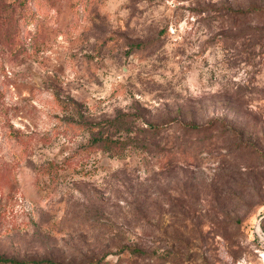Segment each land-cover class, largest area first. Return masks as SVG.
<instances>
[{"label": "rangeland", "instance_id": "obj_1", "mask_svg": "<svg viewBox=\"0 0 264 264\" xmlns=\"http://www.w3.org/2000/svg\"><path fill=\"white\" fill-rule=\"evenodd\" d=\"M254 230L264 0H0V257L264 264Z\"/></svg>", "mask_w": 264, "mask_h": 264}, {"label": "trees", "instance_id": "obj_2", "mask_svg": "<svg viewBox=\"0 0 264 264\" xmlns=\"http://www.w3.org/2000/svg\"><path fill=\"white\" fill-rule=\"evenodd\" d=\"M26 12L24 13V16H23L25 21L27 20V17H28V14ZM121 118H128V117L123 115V116H121ZM108 122L111 125H113V124H115L116 119L109 120ZM81 125L85 126V128L88 130H92V132H94V130H96L100 127V125H98V124H91V123L90 124L84 123ZM72 126H79V125L72 124ZM146 127H147L146 134H149L150 136L155 135L156 133H158L160 130L163 129L159 126H155L152 124H147ZM181 129L184 132L193 133L194 131L201 129V127H199L197 125H193V124H185V125L181 126ZM100 133L101 132L95 134V136H97V137H95L93 139L92 143L100 145L99 148L101 149L102 152L109 154V155H113V156H120L127 149L126 141H119L117 139L113 140L109 136H101ZM54 168H58V167L54 166ZM54 170H56V169H54ZM128 250L133 255H138L140 257H142L144 255V252L141 251L140 249H137V248H131ZM38 262H43L45 264H56V263H53L52 261H49V260L34 261V263H36V264ZM0 264H29V263L25 262V261H17V260H13V259H6V258L0 257ZM93 264H97V263H93Z\"/></svg>", "mask_w": 264, "mask_h": 264}, {"label": "built area", "instance_id": "obj_3", "mask_svg": "<svg viewBox=\"0 0 264 264\" xmlns=\"http://www.w3.org/2000/svg\"><path fill=\"white\" fill-rule=\"evenodd\" d=\"M254 231H255V233H256V237H257V239H258L259 241H261V246L264 248V245H262V244H264V237H263L262 235H260V234L258 233L257 230H254Z\"/></svg>", "mask_w": 264, "mask_h": 264}, {"label": "water", "instance_id": "obj_4", "mask_svg": "<svg viewBox=\"0 0 264 264\" xmlns=\"http://www.w3.org/2000/svg\"><path fill=\"white\" fill-rule=\"evenodd\" d=\"M260 221V220H259Z\"/></svg>", "mask_w": 264, "mask_h": 264}]
</instances>
